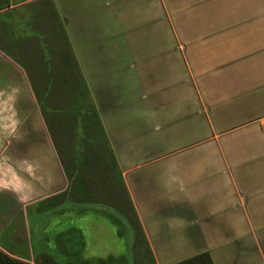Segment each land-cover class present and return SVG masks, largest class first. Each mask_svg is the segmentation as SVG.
Listing matches in <instances>:
<instances>
[{
  "label": "crops",
  "instance_id": "crops-1",
  "mask_svg": "<svg viewBox=\"0 0 264 264\" xmlns=\"http://www.w3.org/2000/svg\"><path fill=\"white\" fill-rule=\"evenodd\" d=\"M41 1L0 0V248L31 261L26 220L35 210L80 243H48L42 221L38 253L49 244L77 264H108L80 221L118 219L54 198L67 180L26 73L7 54L24 40L35 50L21 60L40 71ZM51 2L155 263L207 251L213 264H246L241 223L264 238V0ZM258 254L264 264V247Z\"/></svg>",
  "mask_w": 264,
  "mask_h": 264
},
{
  "label": "trees",
  "instance_id": "trees-1",
  "mask_svg": "<svg viewBox=\"0 0 264 264\" xmlns=\"http://www.w3.org/2000/svg\"><path fill=\"white\" fill-rule=\"evenodd\" d=\"M20 1V0H17ZM6 4V3H5ZM4 4V6H5ZM43 22L40 71L21 60L34 54L17 40L7 53L26 73L44 127L67 180L66 188L54 198L76 203L98 204L111 209L128 226L133 264H156L140 222L122 181L117 162L100 122L97 109L83 80L78 63L66 39L63 25L51 0H42ZM51 6L47 11L46 6ZM3 5L0 4V9ZM0 24V36H1ZM0 44V50H1ZM33 62V61H32ZM31 62V63H32ZM34 66V64H33ZM40 72V76L35 73ZM34 74V75H33ZM119 224V220H117ZM0 264H61L50 254L40 252L27 258L15 257L0 248ZM170 264H213L202 251Z\"/></svg>",
  "mask_w": 264,
  "mask_h": 264
},
{
  "label": "rangeland",
  "instance_id": "rangeland-1",
  "mask_svg": "<svg viewBox=\"0 0 264 264\" xmlns=\"http://www.w3.org/2000/svg\"><path fill=\"white\" fill-rule=\"evenodd\" d=\"M109 8V6L107 7V9ZM137 32L131 31L130 33V37L126 38V40L130 41L133 38L137 37ZM145 35V34H144ZM147 35H145L144 40L147 39ZM120 47V49H119ZM117 48L119 50V54L123 52V48L120 45V40H118L117 42ZM125 48V47H124ZM129 51L127 50L126 52H131L132 46H131V42H130V47H129ZM146 47L143 46L142 49H145ZM122 51V52H120ZM122 54H125L122 53ZM128 70L132 69V67L127 68ZM135 69V68H134ZM142 69H146V66ZM93 99V98H92ZM94 102V100H93ZM95 105V103H94ZM96 107V105H95ZM43 129V134H45V130ZM47 214V213H46ZM46 214H39L37 212H34L32 214L29 215L28 220H26V234L28 236L29 239V244L31 247V251H32V255L38 253V248H37V242L38 239H40V235L39 233L42 232L40 229L42 228L40 225V223L43 221V224H48L49 222L47 220H50V218H48L46 216ZM117 217V219L119 220V224L117 222H113L115 225L113 227L116 228L118 235L120 236L121 240H122V244H117V247L120 252L118 253H113L112 250L116 248V245H114V241L115 239L113 238V232H112V226L107 222L104 221L102 219H99L97 217H94V220H90V221H85L84 223H82V221H80V224H84L85 226V231H88L86 233L89 234V236L92 237V241H101L102 242V248H99L100 250H102L103 254H100L101 256H105L108 255L109 257V262L108 264H133L132 263V259L133 256L131 253H128L126 251V246H128L129 241H130V234H129V229L127 224L125 223V220H122L121 217H119L116 213H114ZM42 215V216H41ZM48 215V214H47ZM49 227H43V234H46L45 236H47V240L49 241L48 243H51V241L53 240V237H57V235H59L61 229L57 227V225H53L52 223H49ZM255 224V223H254ZM241 225H244V229H248L249 231L246 233V237L243 238H238L236 239L237 243H240L239 245H244L247 246V248L250 250L249 254L244 255V257H242V260L244 258V262L246 264H258L259 262V254H258V248L259 247H264V238L259 237L257 234V230L256 228L251 229L248 227V225L246 223H241ZM78 226V225H77ZM80 228H82V226L80 225ZM60 230V231H59ZM59 231V232H58ZM59 239L63 241L64 245H66V243H72L71 247H78L79 246V241L76 242V237H73V235L70 237V241L67 237V234H60L59 235ZM55 237V238H56ZM123 246V248H122ZM69 248V247H68ZM122 248V249H121ZM41 252H45L50 254L57 262L61 263V264H77L76 258L77 255L72 254L70 252H61L59 251V249H55L52 246H50L49 244H46V247H42V251ZM106 252V253H105ZM97 254V253H96ZM96 254H92V256H95ZM99 254V253H98ZM97 257V256H95ZM116 257V259L114 260V258ZM32 258V256H31Z\"/></svg>",
  "mask_w": 264,
  "mask_h": 264
}]
</instances>
